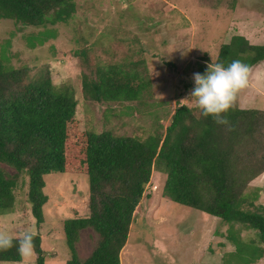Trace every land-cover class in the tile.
I'll use <instances>...</instances> for the list:
<instances>
[{"label":"trees","instance_id":"16d2710c","mask_svg":"<svg viewBox=\"0 0 264 264\" xmlns=\"http://www.w3.org/2000/svg\"><path fill=\"white\" fill-rule=\"evenodd\" d=\"M75 12V0H0V19L44 27L27 36L29 47L54 38L46 26L67 22ZM234 59L250 70L264 61V44L233 35L221 45L214 62L226 65ZM6 61L0 56V162L15 173L9 175L0 167V214L12 210L17 179L24 173L30 214L39 227L47 202L44 176L66 170L68 141L76 138L72 119L77 101L68 84L58 88L43 72L32 78L27 67L14 68ZM206 66L200 65L198 72ZM134 67L125 72L122 65L109 64L96 68L94 77L83 74V96L105 104L139 102L147 83ZM181 105L174 108L165 127L155 122L144 137L82 131L83 159L77 167L82 163L81 172L87 176L88 215L63 220L69 252L65 264H121L119 253L153 170L165 173V198L227 224L225 237L234 249L223 255L224 264H253L264 256V208L255 203L258 188H248L264 172V109L234 102L226 113L227 124H221ZM84 228L97 238L90 254L80 259L75 244ZM242 230L253 231L256 241H243ZM16 238L12 246L0 248V263L22 261ZM30 249L34 264H44L38 233Z\"/></svg>","mask_w":264,"mask_h":264},{"label":"rangeland","instance_id":"374dc122","mask_svg":"<svg viewBox=\"0 0 264 264\" xmlns=\"http://www.w3.org/2000/svg\"><path fill=\"white\" fill-rule=\"evenodd\" d=\"M75 2L76 12L67 22L46 26L53 30L54 38L35 47H29L27 36L44 27H23L0 19V56L6 63L27 67L32 78L43 72L58 88L68 84L77 101L72 119L76 144L68 141L66 170L44 176L47 202L42 224L36 226L30 214L24 173L17 179L12 210L0 214V232L11 237L25 231L40 235L44 264H65L69 252L63 220L88 215L87 176L81 172L82 163L77 167L83 159L82 131L110 130L144 137L155 122L165 127L175 107H191L192 74L200 65L214 62L222 44L236 34L250 43L264 44V0ZM109 64L122 65L125 72L135 66L133 70L147 83L139 102L105 104L83 96L82 75L94 77L96 68ZM249 73L253 87L239 90L234 102L240 107L264 109V61ZM0 167L9 175L15 173L5 163L0 162ZM164 180L165 173L152 171L119 253L121 264H224L223 255L234 249L225 237L227 224L165 198ZM248 188H258L255 203L264 208V179L249 183ZM239 236L243 241H256L253 231L242 230ZM96 238L89 228L79 231L75 248L80 259L90 254ZM31 250L22 254L21 262L0 264H34ZM253 264H264V256Z\"/></svg>","mask_w":264,"mask_h":264},{"label":"clouds","instance_id":"9594fccd","mask_svg":"<svg viewBox=\"0 0 264 264\" xmlns=\"http://www.w3.org/2000/svg\"><path fill=\"white\" fill-rule=\"evenodd\" d=\"M249 66L239 59L228 64L209 62L203 73L192 74L193 86L188 94L193 98L191 107L203 116L211 115L217 123L227 124L226 113L233 105L237 92L248 84ZM183 106V105H181ZM34 233L23 232L17 237V250H30ZM13 237L0 232V248L12 246Z\"/></svg>","mask_w":264,"mask_h":264},{"label":"crops","instance_id":"0c3cea01","mask_svg":"<svg viewBox=\"0 0 264 264\" xmlns=\"http://www.w3.org/2000/svg\"><path fill=\"white\" fill-rule=\"evenodd\" d=\"M257 65H258V64H257ZM255 67H256V65L253 66V67L249 70V72H251V70L254 69ZM249 74H250V73H248V84H247V86H248V87H251V86L253 87V85L251 84V81H249ZM249 82H250V84H249ZM261 92L264 93V89H262ZM258 94H259V91L256 90V94H255V96H258ZM263 179H264V172H263L262 174H260L257 178H255L254 180H252L250 183H251V184L258 183V181H263ZM259 184H261V183L259 182ZM260 189H261V188H260Z\"/></svg>","mask_w":264,"mask_h":264}]
</instances>
